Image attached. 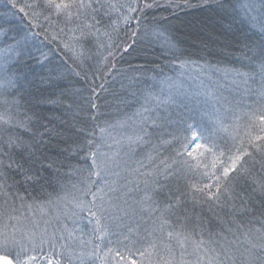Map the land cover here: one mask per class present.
Returning <instances> with one entry per match:
<instances>
[{
  "label": "snow or ice",
  "instance_id": "6c2138e0",
  "mask_svg": "<svg viewBox=\"0 0 264 264\" xmlns=\"http://www.w3.org/2000/svg\"><path fill=\"white\" fill-rule=\"evenodd\" d=\"M196 6L214 10L242 38L247 71L236 70L231 82L239 99L185 90L172 77L160 79L158 91L111 92L118 64L142 45L183 55L167 19L153 23L149 13ZM6 7L25 27L0 64V264H264V0H6ZM32 60L47 71L36 73ZM193 66L207 71L180 62ZM69 78L80 86L47 101L69 116L60 120L66 131L20 112L30 86ZM128 95L138 105L131 113L120 110ZM37 125L44 132H34ZM45 135L59 138L56 158L37 156Z\"/></svg>",
  "mask_w": 264,
  "mask_h": 264
},
{
  "label": "trees",
  "instance_id": "16d2710c",
  "mask_svg": "<svg viewBox=\"0 0 264 264\" xmlns=\"http://www.w3.org/2000/svg\"><path fill=\"white\" fill-rule=\"evenodd\" d=\"M193 4L197 3V0H192ZM166 18L170 28V35L177 43L178 48L183 55L180 60L171 56L166 52L159 43L155 45L145 44L142 45L136 53L131 56H126L125 60L118 64L121 69V74L116 76L115 80L109 81V89L111 92H115L120 95H124L126 92L139 91L140 89L149 90L151 84L157 82L163 77L175 76L180 72V62L188 61L194 65L202 66L207 71H201L199 67H184L187 70L194 69V73L198 74V80L196 83L207 86L210 89L218 90L219 94L226 97L229 101H234V97L238 100L239 93L231 85L233 79V73L236 70L247 71L246 68L241 66V52L242 38L240 34L233 28L231 31H226V21H220L216 12L212 9L196 6L191 9L177 10L175 14L166 11L164 8L155 9L149 13V20L153 23H163V19ZM25 24L21 23L18 15H13L12 11L6 7V0H0V64L4 63L5 57L11 55L7 52L8 47L13 43V37L19 39L23 35ZM46 50V49H45ZM30 67L38 74L46 72V69H41L36 64L35 60L29 62ZM139 69V70H137ZM25 71L27 69H24ZM221 71L225 76H217L216 73ZM161 73L163 75H161ZM214 74V75H213ZM206 76L209 78L203 81ZM132 77H136V80L131 81ZM223 77H226L223 79ZM73 86L79 87L80 84L75 78H69L59 82L56 86L36 85L29 87L30 95L24 101L25 108H21L20 112L30 110L31 115L40 118L41 124H51L49 127L57 131H66L61 124L60 120H69L67 115L63 114V110L58 109L56 106L48 103L47 101L56 99L58 93L65 88H71ZM129 100L127 106L121 105L120 110L122 112H129L130 106L135 105V101L130 95L126 97ZM9 100L12 97H8ZM214 102V101H213ZM243 103L251 104L252 101L245 99ZM4 105H0V112L4 111ZM238 111L242 114L247 111L246 107H241ZM114 116L119 118L118 115ZM59 118V119H57ZM243 124V121H240ZM21 129V133H22ZM34 132L42 133L44 129L37 125L33 128ZM16 133V134H21ZM28 139V137H24ZM45 143H41L37 149V156L47 155L52 158L57 157V149L55 145L58 143L59 138L53 137L49 139L47 135L43 137ZM39 140V136H37ZM61 147H67V145L61 144ZM62 160L63 158L60 157ZM66 163L76 164L77 161H67ZM68 171L67 168H61L60 172L64 173ZM46 176L55 177L54 171H48L44 173ZM61 180L65 178L60 177ZM48 192L53 191L52 188H48ZM39 190L37 189V194Z\"/></svg>",
  "mask_w": 264,
  "mask_h": 264
},
{
  "label": "rangeland",
  "instance_id": "374dc122",
  "mask_svg": "<svg viewBox=\"0 0 264 264\" xmlns=\"http://www.w3.org/2000/svg\"><path fill=\"white\" fill-rule=\"evenodd\" d=\"M193 71H195V70L194 69L187 70V69L183 68L180 70V72L178 74H176L175 76H170V77L174 78L177 84H180L181 82H183V88L185 90H198V89L202 90L203 88H209L207 86L204 87L203 85H200L199 83H196V84L194 83V82H197L199 80H198V75L196 73H194ZM216 75L217 76H225V74L221 71H218V73H216ZM208 78L209 77L206 76V78L203 81H206V79H208ZM225 78L226 77H223V79H225ZM157 82L152 81L151 89L158 91V88H156ZM136 107L137 106H130L129 112H127V111H124V112L131 113L135 110ZM113 115H114V113H113ZM115 115H116V113H115Z\"/></svg>",
  "mask_w": 264,
  "mask_h": 264
}]
</instances>
